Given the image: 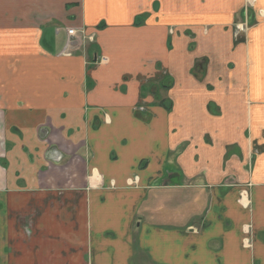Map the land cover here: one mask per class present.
<instances>
[{"label":"crops","instance_id":"crops-1","mask_svg":"<svg viewBox=\"0 0 264 264\" xmlns=\"http://www.w3.org/2000/svg\"><path fill=\"white\" fill-rule=\"evenodd\" d=\"M0 264H264V0H0Z\"/></svg>","mask_w":264,"mask_h":264},{"label":"built area","instance_id":"built-area-1","mask_svg":"<svg viewBox=\"0 0 264 264\" xmlns=\"http://www.w3.org/2000/svg\"><path fill=\"white\" fill-rule=\"evenodd\" d=\"M77 31H78V29L77 28H74V27L67 28V34L69 36H71V37L74 36L77 33ZM80 32H81V34L84 33V31L82 29L80 30Z\"/></svg>","mask_w":264,"mask_h":264},{"label":"rangeland","instance_id":"rangeland-1","mask_svg":"<svg viewBox=\"0 0 264 264\" xmlns=\"http://www.w3.org/2000/svg\"><path fill=\"white\" fill-rule=\"evenodd\" d=\"M244 229H246V227Z\"/></svg>","mask_w":264,"mask_h":264}]
</instances>
